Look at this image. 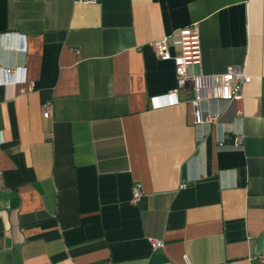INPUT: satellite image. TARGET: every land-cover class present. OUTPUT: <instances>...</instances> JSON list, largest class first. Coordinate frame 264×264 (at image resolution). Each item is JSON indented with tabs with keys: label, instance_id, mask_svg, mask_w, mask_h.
Returning a JSON list of instances; mask_svg holds the SVG:
<instances>
[{
	"label": "crops",
	"instance_id": "obj_1",
	"mask_svg": "<svg viewBox=\"0 0 264 264\" xmlns=\"http://www.w3.org/2000/svg\"><path fill=\"white\" fill-rule=\"evenodd\" d=\"M194 24L191 73L251 77L242 116L211 101L218 123L195 126L190 86L166 104L176 67L153 43ZM263 252L264 0H0V264H264Z\"/></svg>",
	"mask_w": 264,
	"mask_h": 264
},
{
	"label": "built area",
	"instance_id": "obj_2",
	"mask_svg": "<svg viewBox=\"0 0 264 264\" xmlns=\"http://www.w3.org/2000/svg\"><path fill=\"white\" fill-rule=\"evenodd\" d=\"M99 1L78 0L79 3L91 5L98 4ZM153 47L158 59L173 61L176 67L178 88L166 96L168 99L166 104H175L177 100L174 97L179 89L190 86L193 93L191 105L195 126H212L218 123L220 114L207 112L203 108L205 103L211 101L230 103L235 107V115L237 117L242 116L243 86L251 82V77L246 75L241 67L231 66L224 73L215 75L190 72L191 69L201 65L202 59L199 26L197 24L179 29L172 35L154 42ZM5 73L8 77L13 75L11 70H6ZM30 89H34L33 84ZM52 115L53 105L48 103L45 107L44 116L49 118ZM243 140V134L236 133L230 147L241 149ZM219 148H225L224 144L219 143ZM143 197L142 184L134 183L132 186V203L138 204ZM151 244L154 251L165 249V243L161 240L152 239ZM258 259L264 263V252L258 255ZM185 261L186 264H190L187 257Z\"/></svg>",
	"mask_w": 264,
	"mask_h": 264
}]
</instances>
